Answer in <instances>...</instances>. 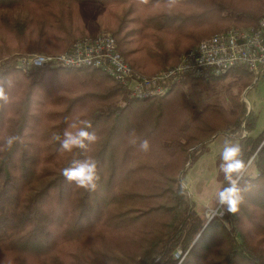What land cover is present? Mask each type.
Segmentation results:
<instances>
[{
    "label": "trees",
    "instance_id": "obj_1",
    "mask_svg": "<svg viewBox=\"0 0 264 264\" xmlns=\"http://www.w3.org/2000/svg\"><path fill=\"white\" fill-rule=\"evenodd\" d=\"M90 4L106 19L93 25L98 34L112 35L125 60L146 75L175 66L183 53L231 24L256 26L264 18V0L248 7L222 0H0V82L8 96L0 103V264H264V132L251 135L258 116L242 98L255 83L252 73L240 67L220 77H184L166 95L138 100L97 69L19 68L21 51L59 53L91 36L69 34L86 20ZM33 34L42 39L33 41ZM6 36L23 38L22 44ZM181 40L189 47L181 48ZM223 82L224 101L203 110L186 97L185 90L209 91ZM165 119L173 130L157 141L151 128ZM78 120L90 121L98 140L61 152L55 137L62 140ZM219 134L241 144L245 161L254 158L256 174L246 172L241 181L236 213L224 205L222 217L208 220L190 199L186 173L179 175ZM9 136L18 137L11 147ZM145 139L148 151L139 147ZM88 157L97 162L95 190L62 174ZM158 160L161 190L151 191L148 168ZM145 202L154 205L143 208ZM153 212L162 217V230L134 240L126 224L137 229Z\"/></svg>",
    "mask_w": 264,
    "mask_h": 264
},
{
    "label": "built area",
    "instance_id": "obj_2",
    "mask_svg": "<svg viewBox=\"0 0 264 264\" xmlns=\"http://www.w3.org/2000/svg\"><path fill=\"white\" fill-rule=\"evenodd\" d=\"M18 66L26 73L43 68L97 69L138 100L162 97L184 77H220L240 67L259 80L264 77V18L256 26L232 27L205 38L185 52L175 66L152 75L135 70L110 34L78 38L59 53L20 54Z\"/></svg>",
    "mask_w": 264,
    "mask_h": 264
},
{
    "label": "rangeland",
    "instance_id": "obj_3",
    "mask_svg": "<svg viewBox=\"0 0 264 264\" xmlns=\"http://www.w3.org/2000/svg\"><path fill=\"white\" fill-rule=\"evenodd\" d=\"M211 2V0H209ZM213 1H219V0H213ZM230 4H236L239 7H248L252 4L257 3V0H222ZM96 11L98 9L94 6L92 7L91 4L86 7L83 14L85 15V19H82L80 22L83 24L82 21L86 22L90 25H81L78 24L76 26H73L74 28L70 29V36L72 37H80L81 35H97L100 30L97 28H94L93 25L98 24L99 21H104L106 19L99 18V15H96ZM98 16V17H97ZM79 19L78 17H76ZM76 23V20H75ZM74 25V23H73ZM92 25V26H91ZM232 27H240L235 26L234 24H231ZM231 27V28H232ZM230 29V28H229ZM35 29H31L33 31ZM103 33V32H101ZM200 33L198 34V37H200ZM34 35V36H33ZM31 35L34 37L33 41H40L41 37H36V34ZM212 36V35H211ZM30 37V36H28ZM210 37V36H209ZM7 36L4 38L6 39ZM207 38V37H206ZM205 39V38H204ZM10 42H12L15 46L22 44L20 41L23 40V38H17L16 36L12 37V39H6ZM181 48L189 47L190 42H183L182 40L178 43ZM57 43L52 44V46L57 47ZM28 49V46L25 45L23 47V50ZM34 54V53H41L40 51H30V52H19V54ZM184 54V53H183ZM182 54V55H183ZM254 84L253 86L249 87L248 89L243 91L242 98L245 100V102L248 105L249 110H253V112L258 116V121L256 125V129L251 133L253 137H257L261 135L264 132V77L257 80L254 77ZM256 84V85H255ZM255 85V86H254ZM227 87V83L223 82L221 86L217 87L216 89H212L209 91H195L191 92L189 90H185L186 97H188L190 100H192L199 110H203L206 106L209 104L216 102V100H222L224 101L225 97V88ZM90 112V111H89ZM106 127V133L109 135L111 133L112 124L105 125ZM154 127V126H152ZM173 130L170 126V121L168 119L161 121L157 128H151V131L154 135L157 137V141H162V131H167L166 133ZM245 135V134H244ZM225 138H228L224 134H219L212 142H210L208 146L207 152L200 157L189 169L186 167L179 175V178L182 179L184 172L186 173L184 177V184L186 185L190 199L194 202L196 210L203 216H205L208 220H211L215 216L222 217L223 216V207L219 205L216 201V194L217 192L222 188V185L224 183V175L220 171L219 164L221 163L220 155L222 152L223 147V141ZM117 142V140H115ZM158 151V150H157ZM157 157V152L155 155H153L152 161H147L145 164L149 162H153ZM160 158V155H159ZM152 169L148 168V178L146 179V182L151 186V191H155L156 186L158 187V191L161 190V183L157 179V170H160L161 165L159 163V160L155 163L151 164ZM247 173L255 176L256 171L254 166L252 165ZM154 194V193H153ZM152 200V199H150ZM154 204H151L149 202H145L143 204V208H148ZM131 221V219H128L127 223ZM140 225H138L136 229V225L134 226H127L126 229H130L131 232L133 230V239L138 240L139 235H145L149 232H152V230L161 231L162 230V217H158L156 213L153 212V214L149 215V217L145 220H141ZM122 241L123 239H116V245L121 246L123 245ZM257 243L263 244V241L258 240ZM135 251V250H134Z\"/></svg>",
    "mask_w": 264,
    "mask_h": 264
},
{
    "label": "clouds",
    "instance_id": "obj_4",
    "mask_svg": "<svg viewBox=\"0 0 264 264\" xmlns=\"http://www.w3.org/2000/svg\"><path fill=\"white\" fill-rule=\"evenodd\" d=\"M174 0H169V3ZM43 62V61H41ZM8 96L5 92L4 83L0 82V103H7ZM92 124L87 120L74 121L69 125L63 133V139L59 136L55 139L60 140L61 152H72L73 149H87L89 144L95 143L98 137L94 131H89ZM133 137L130 143L135 145L137 139L135 133H130ZM18 137L9 136L6 139V144L11 147ZM142 151L149 150V141L143 140L139 143ZM221 163L219 164L220 171L224 175V180L227 181V186L222 187L216 194V201L219 205L227 206V211L234 214L238 211V204L243 199L241 181L248 169L253 164L254 158L244 159L242 146L239 142L231 138H225L223 141L222 152L220 155ZM64 178L69 182H74L77 187L86 190H95L97 187V162L93 158H85L83 160H75L70 167L63 170ZM184 187V185H181Z\"/></svg>",
    "mask_w": 264,
    "mask_h": 264
},
{
    "label": "crops",
    "instance_id": "obj_5",
    "mask_svg": "<svg viewBox=\"0 0 264 264\" xmlns=\"http://www.w3.org/2000/svg\"><path fill=\"white\" fill-rule=\"evenodd\" d=\"M216 137H217V136H216ZM216 137H215V138H216ZM215 138H213V139L211 140V142H212ZM237 142H238V141H237Z\"/></svg>",
    "mask_w": 264,
    "mask_h": 264
},
{
    "label": "water",
    "instance_id": "obj_6",
    "mask_svg": "<svg viewBox=\"0 0 264 264\" xmlns=\"http://www.w3.org/2000/svg\"><path fill=\"white\" fill-rule=\"evenodd\" d=\"M183 173V172H182Z\"/></svg>",
    "mask_w": 264,
    "mask_h": 264
}]
</instances>
